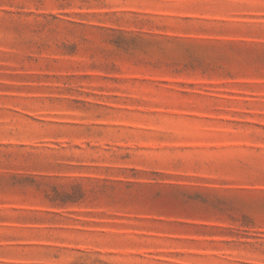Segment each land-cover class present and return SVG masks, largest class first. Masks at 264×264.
Returning a JSON list of instances; mask_svg holds the SVG:
<instances>
[{
	"label": "rangeland",
	"instance_id": "obj_1",
	"mask_svg": "<svg viewBox=\"0 0 264 264\" xmlns=\"http://www.w3.org/2000/svg\"><path fill=\"white\" fill-rule=\"evenodd\" d=\"M0 264H264V0H0Z\"/></svg>",
	"mask_w": 264,
	"mask_h": 264
}]
</instances>
